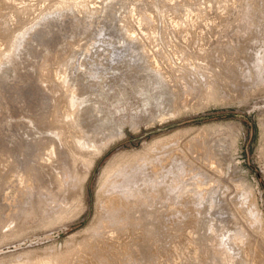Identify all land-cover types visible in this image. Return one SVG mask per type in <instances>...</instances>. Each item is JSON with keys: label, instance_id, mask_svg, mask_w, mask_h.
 Wrapping results in <instances>:
<instances>
[{"label": "rangeland", "instance_id": "1", "mask_svg": "<svg viewBox=\"0 0 264 264\" xmlns=\"http://www.w3.org/2000/svg\"><path fill=\"white\" fill-rule=\"evenodd\" d=\"M130 155L110 257L88 264H264V0H0V264H55Z\"/></svg>", "mask_w": 264, "mask_h": 264}, {"label": "bare ground", "instance_id": "2", "mask_svg": "<svg viewBox=\"0 0 264 264\" xmlns=\"http://www.w3.org/2000/svg\"><path fill=\"white\" fill-rule=\"evenodd\" d=\"M112 1V0H111ZM146 27V26H145ZM149 27V26H148ZM145 29V28H144ZM128 44H132L136 41L135 38L132 36H129L126 38ZM146 64L152 69V72L156 75L158 80L163 79L165 80V77L163 76L162 70L159 65L157 64H151L149 63L148 59L146 61ZM66 75L65 71H56L55 72V80L58 81V85L60 88L64 87V84L62 82V79ZM45 78L41 77V82H45ZM56 81V82H57ZM60 90L57 92L59 93ZM72 115L70 114V117ZM72 122L74 120H71L69 125L72 126ZM221 133L223 134L222 129H215L212 130L209 134L206 140H203L200 143H197L195 146L198 149L197 152L203 153V156L207 155L209 158H212L213 156H217L218 152L220 151V146L222 139L215 137L216 134ZM168 146V145H167ZM167 148V147H166ZM164 149V148H163ZM174 149L181 150L179 147H170L168 151L170 153L173 152ZM11 152L9 150L5 151V158L9 159V155ZM67 155L71 156L68 162H65L67 160ZM73 152L68 149L67 151H61L60 152V158L65 163L63 165H67L69 168L71 167V170H74V164L75 160L72 158ZM180 156V154H179ZM181 156L183 158H186V153H182ZM180 156V157H181ZM134 158L133 155H130L128 158L122 160L120 162L119 167L110 166L109 162L105 166L103 170V177L104 180L101 182V189L100 193L98 194V212L96 215V218L94 220V224L92 226H89L86 230H84L83 236L80 240L75 241L72 240L70 243L66 245V249L62 254H59L53 259V263L62 261L69 262L70 260H73L72 264H88L89 262L93 260L106 262L108 258L110 257V249L115 242V236L112 234L111 230L108 228L107 223L109 224L114 219L112 216H115V214L119 215L120 209L123 207L121 206V191L123 190V186L127 185V183L131 182V180L135 179L136 177L128 178V176H125L124 173L120 172L118 174H115L116 177L112 178L111 173L118 169L122 168V166L126 163H129ZM189 160V159H188ZM190 161L194 164L195 160H193L192 157H190ZM91 163V161L89 162ZM197 163V162H196ZM66 166V167H67ZM140 166V165H139ZM120 168V169H121ZM157 172H154L156 174ZM114 175V176H115ZM21 176L19 174V180L22 182ZM111 177V178H110ZM81 175H78L73 172V175L71 176V179L68 183L64 180H58V183L60 186H66V188H63L64 191V197H71L72 204L71 209L77 205L78 203V196L77 191L74 188V184L79 185L82 182ZM117 192L116 194L110 196V193ZM200 194V193H199ZM198 200V199H197ZM46 201L42 199V197H39L28 208H25L22 210V219L25 217L24 214H27L29 216H32L33 219L31 221L25 222L22 220L21 225H15V228L10 231V233L20 232L24 229H26L28 224H34L33 222H39L40 217L38 214L40 212V209L42 206H44ZM70 210V209H69ZM68 211V209L66 210ZM21 216V214H20ZM19 216V217H20ZM106 216V217H105ZM52 215L42 218L41 220H45L46 218H51ZM20 219V218H19ZM35 219V220H34ZM39 220V221H38ZM19 222V221H18ZM81 233V234H82ZM80 234V233H79ZM75 239V238H74ZM79 239V238H78ZM246 262V261H245ZM49 263V262H48Z\"/></svg>", "mask_w": 264, "mask_h": 264}]
</instances>
